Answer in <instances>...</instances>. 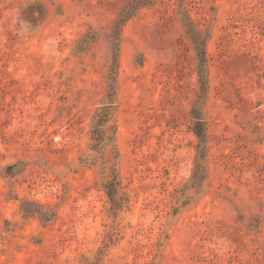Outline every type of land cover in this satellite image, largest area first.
Segmentation results:
<instances>
[{
	"label": "rangeland",
	"instance_id": "374dc122",
	"mask_svg": "<svg viewBox=\"0 0 264 264\" xmlns=\"http://www.w3.org/2000/svg\"><path fill=\"white\" fill-rule=\"evenodd\" d=\"M131 2L0 0V264H264V0Z\"/></svg>",
	"mask_w": 264,
	"mask_h": 264
},
{
	"label": "trees",
	"instance_id": "16d2710c",
	"mask_svg": "<svg viewBox=\"0 0 264 264\" xmlns=\"http://www.w3.org/2000/svg\"><path fill=\"white\" fill-rule=\"evenodd\" d=\"M158 0H132V2L126 6L122 12L120 13L119 19L115 22V31L118 33L120 32V28L129 21L132 17H134L141 9L154 5ZM184 26L190 35V38L194 45L197 48V51L200 56V77L202 83V91L203 93L207 94L208 89V71H207V55H206V44L207 39L204 38L200 31L195 26L194 21L187 16L186 21H184ZM119 45V44H118ZM117 45V52L114 53V61L115 65L118 66L119 63V48ZM112 96V95H111ZM112 97L110 98V105L113 103ZM200 101V100H199ZM197 101L196 107H199L200 102ZM112 106H106L105 108L101 109L100 112L96 115V120L94 122L93 130H92V150L97 153H104L107 151L110 145H115V136H116V127L111 125L112 121V114L110 112ZM199 110V109H198ZM194 110L193 115L194 118L197 120L195 127L193 128L195 134L199 138L200 142L197 146L198 148V164L197 168L202 167V163L206 159V154L208 153V136H207V129H206V122L204 118H202V114L198 111ZM103 170L104 174L107 176H112V181H109L106 189L108 192L109 197L115 207L118 209L121 205H118L116 196L118 193V187L121 185L119 181V173L115 165H110L109 160H105L103 163ZM197 172L194 174V177L197 178ZM26 217L34 216L36 211H24Z\"/></svg>",
	"mask_w": 264,
	"mask_h": 264
}]
</instances>
